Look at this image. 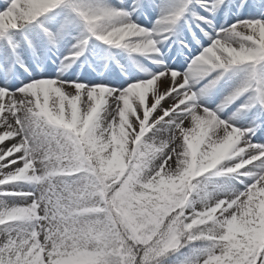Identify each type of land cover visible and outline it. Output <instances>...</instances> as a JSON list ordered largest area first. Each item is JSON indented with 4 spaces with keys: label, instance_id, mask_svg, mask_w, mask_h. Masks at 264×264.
Instances as JSON below:
<instances>
[{
    "label": "snow or ice",
    "instance_id": "1",
    "mask_svg": "<svg viewBox=\"0 0 264 264\" xmlns=\"http://www.w3.org/2000/svg\"><path fill=\"white\" fill-rule=\"evenodd\" d=\"M0 264H264V0H0Z\"/></svg>",
    "mask_w": 264,
    "mask_h": 264
}]
</instances>
